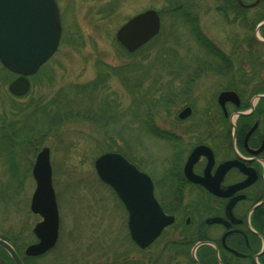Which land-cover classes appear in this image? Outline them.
I'll return each instance as SVG.
<instances>
[{"label": "rangeland", "instance_id": "rangeland-1", "mask_svg": "<svg viewBox=\"0 0 264 264\" xmlns=\"http://www.w3.org/2000/svg\"><path fill=\"white\" fill-rule=\"evenodd\" d=\"M56 1L62 24L60 42L53 56L29 77L25 95L9 91L16 75L0 64V236L24 247L36 242L32 228L41 217L30 210L36 185L32 165L47 146L59 236L47 253L27 257L28 264H172L176 260L169 263L172 227L147 248H139L129 234L128 212L98 177L95 160L113 147L125 148L157 184V195L162 186L167 189L171 138L192 143L199 137L184 129L199 116L201 102L187 122L176 114L183 79L218 77L209 70L199 74V66L221 63L214 54L219 49L223 53L238 50V55L245 52L244 47L253 50L248 40L263 7L243 10L226 5L225 0ZM218 7H224L225 13ZM148 9L160 16L159 33L139 53H129L116 33ZM256 45L262 63L264 45ZM247 61L241 58L238 65ZM259 68L264 77V65ZM202 88L200 94L212 93L209 86ZM38 104L40 108L34 109ZM77 114L86 118L73 117ZM56 121L58 125L51 127ZM13 122L11 134L26 123L42 128L31 141L18 139L10 156L3 134ZM178 135L183 140H176ZM182 260L179 257L178 262Z\"/></svg>", "mask_w": 264, "mask_h": 264}, {"label": "flooded vegetation", "instance_id": "flooded-vegetation-1", "mask_svg": "<svg viewBox=\"0 0 264 264\" xmlns=\"http://www.w3.org/2000/svg\"><path fill=\"white\" fill-rule=\"evenodd\" d=\"M237 1L231 3L233 8ZM258 34L264 39V30ZM250 38L253 50L244 47L245 52L238 55V50L223 53L219 49L214 54L221 63L199 66V74L209 70L218 77L187 78L181 84L182 102L177 117L190 107L191 114L180 119L189 121L201 102L199 116L184 129L199 137L192 143L171 138L169 187L162 186V194L155 193L164 212L174 218L169 226L175 235L169 237V263L175 258L172 264H264V96H260L264 95V77L259 73L264 62L259 63L255 46L264 42L257 39L254 29ZM241 58L248 61L238 65ZM204 86H209L212 93L200 94ZM225 91L235 92L238 104L227 100L222 105L219 97ZM180 138L175 136L176 140ZM199 145L205 147L188 167L196 181L189 177L186 166ZM234 162L244 170L251 169L255 180L231 191V186L248 176L235 164L221 172V166ZM155 188L154 183V192ZM216 218L221 221H211ZM179 257L184 259L182 263Z\"/></svg>", "mask_w": 264, "mask_h": 264}, {"label": "water", "instance_id": "water-1", "mask_svg": "<svg viewBox=\"0 0 264 264\" xmlns=\"http://www.w3.org/2000/svg\"><path fill=\"white\" fill-rule=\"evenodd\" d=\"M259 1L244 3L238 0L243 7L256 6ZM263 25L264 21L257 25L256 36ZM159 30L158 13L148 9L122 25L116 33V38L128 52L132 53L156 36ZM60 37V13L55 0H0V61L10 71L19 74L9 85L11 93L22 96L28 92L30 82L27 76L37 72L38 68L54 54ZM227 100L238 104L235 92L225 91L220 95L219 102L222 105ZM190 114L191 108L186 107L178 116L184 119ZM203 147L205 146L199 145L193 150L186 166L187 174L196 181L198 179L190 176L188 167L190 168L198 158ZM232 164L237 165L248 176L242 182L231 186V191L245 187L255 180L251 169L244 170L239 162L224 164L221 166V172ZM95 169L99 178L109 184L124 203L128 211L131 238L140 248L145 249L151 245L163 229L173 223L174 218L163 211L154 196L151 177L124 155L115 151L105 152L96 159ZM32 175L36 187L31 197L30 209L34 214L40 215L42 220L32 229L38 240L26 247L25 255L40 256L55 246L59 235V211L52 183L48 147H43L37 153ZM233 202L234 199L229 203V207ZM216 220L221 221L219 218L211 221ZM0 247L8 253L14 264H24L13 246L1 237ZM195 249L196 247L193 253Z\"/></svg>", "mask_w": 264, "mask_h": 264}, {"label": "trees", "instance_id": "trees-1", "mask_svg": "<svg viewBox=\"0 0 264 264\" xmlns=\"http://www.w3.org/2000/svg\"><path fill=\"white\" fill-rule=\"evenodd\" d=\"M225 1H226L225 4L228 5V6L233 2V0H225ZM257 7H263L262 9L264 11V0H261V2L259 3V5ZM218 9L222 13H225L226 9L224 7H218ZM240 9H243V8H240ZM243 10H245V9H243ZM263 19H264V13L260 16V19L256 23H254V26L258 22L262 21ZM262 30H264V27L262 28ZM198 36H199V33H198ZM145 47L146 46H143L141 49L136 51L135 54L139 53ZM38 107H39V104L37 106H35L34 109H36ZM77 115L78 116H73V117H84V115H82V114H77ZM84 118H86V117H84ZM87 119H90V118H87ZM58 123H59V121H56L53 126L47 124L45 127L48 128V129L51 128V127L54 128L56 125H58ZM10 128L11 129L15 128V123L14 122L11 125H8L6 132L3 134V136H4L3 140H4L5 144H6L5 145V149L7 150L8 154L11 156L12 155L11 151H13L14 147L18 144V139H21L22 142L26 141V140L31 141L32 137L38 132V129L42 128V126H40V128H38V125H36V124H32V123H28L27 124L26 123V124H23V125L20 126L19 132L13 133V134L8 132L9 130H11ZM124 149L122 147H118V146L112 148V150H115V151L123 153L126 157H128L131 161L134 162L135 160H132L130 158L129 154H127L126 150H124ZM13 193H14V191L11 194H13ZM11 194H8L7 197H10ZM4 200H2V201H4ZM1 237H3V236H1ZM3 238L7 239L13 245V247L16 250V252L23 259L24 263L28 264V262H27L28 258L24 256L25 247L21 246L19 244H16L13 240H10V239L5 238V237H3ZM0 264H14V262L12 261L11 257L8 255V253L5 250H3L1 247H0Z\"/></svg>", "mask_w": 264, "mask_h": 264}]
</instances>
